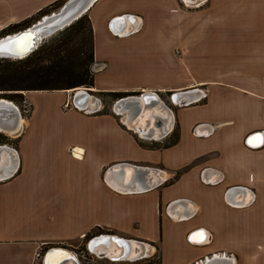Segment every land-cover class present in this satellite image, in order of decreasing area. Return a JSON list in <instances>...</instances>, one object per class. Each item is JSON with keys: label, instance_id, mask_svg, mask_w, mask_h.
Here are the masks:
<instances>
[{"label": "crops", "instance_id": "obj_1", "mask_svg": "<svg viewBox=\"0 0 264 264\" xmlns=\"http://www.w3.org/2000/svg\"><path fill=\"white\" fill-rule=\"evenodd\" d=\"M56 1L0 0V30ZM186 4L96 0L85 13L91 92H202L172 112L174 145L160 144L171 129L150 143L112 112L63 110L73 89L23 92L30 113L0 144V264L55 246L79 259L97 229L160 264H264V0Z\"/></svg>", "mask_w": 264, "mask_h": 264}, {"label": "trees", "instance_id": "obj_2", "mask_svg": "<svg viewBox=\"0 0 264 264\" xmlns=\"http://www.w3.org/2000/svg\"><path fill=\"white\" fill-rule=\"evenodd\" d=\"M64 2L65 0H58L41 9L30 18L11 24L0 34L4 33V36L24 30L43 16L51 14L60 8ZM93 63V31L90 20L85 14L62 31L47 39L29 56L15 60L0 58V95L18 105H22L24 102L23 92L64 91L79 87L90 89L93 87L94 80L92 73ZM139 93L102 92L100 94H107L117 100L127 95H138ZM171 134L168 138L171 137ZM171 138L172 140L163 145L164 147H169L177 142L178 134L176 130ZM5 142L6 136L0 133V144ZM97 231L100 232L101 230H93L86 234L84 240L99 235L100 233L97 234ZM76 252L79 256L82 255L80 249H76ZM154 257L156 261L151 263ZM136 262L160 264V259L158 252H156L154 255L144 257Z\"/></svg>", "mask_w": 264, "mask_h": 264}, {"label": "water", "instance_id": "obj_3", "mask_svg": "<svg viewBox=\"0 0 264 264\" xmlns=\"http://www.w3.org/2000/svg\"><path fill=\"white\" fill-rule=\"evenodd\" d=\"M91 1L92 0H67L64 2V4L60 7V9L57 12H52L50 15L43 16L40 20H38L31 26L27 27L26 30L18 31L10 35L7 34L1 37L0 38V58L13 60V59H23L29 56L48 38L52 37L57 32L62 31L64 28L68 27L70 24H72L74 21L80 18L81 15L84 14V12H86V10L96 0H93V2L90 4ZM190 1H192V3H196V2H200L201 0H190ZM33 33L37 34V38L32 39V36L30 34H33ZM20 37H25V46L22 49L20 54L18 55L13 54V52H10L8 50V48L6 47V44L12 43L13 41H17V39ZM32 43H33L32 48L29 49ZM15 49H16L15 47L10 48V50H14V51ZM84 89H85L84 91L83 90L80 91L79 88L73 89L74 91L73 99H72L73 104L75 105L76 108H79L81 110H86L88 108V106L83 108L84 107L83 105L85 104V101L87 100L89 95L92 96L90 89L88 88H84ZM201 93L202 92L197 89L193 91L173 93L172 102L176 104H181V105L191 104V103L197 102L201 98ZM139 94L140 96H145L146 93L140 92ZM154 95L156 96L157 99H160L157 93H154ZM133 96L135 95H131V96L118 99L116 101V105L122 102L124 99L130 98ZM92 97L94 98V96ZM76 98L78 99L76 100ZM0 99H3V98H0ZM6 101L9 103L8 105L0 102V125H5L8 132L11 131L12 134H18L21 129L22 112L12 101H9V100H6ZM94 101H95V98H94ZM152 101H155L154 98ZM96 103L98 104L99 101L96 100ZM162 104L164 103L162 102ZM150 131H152V129H150ZM8 132L6 133L8 134ZM166 133L160 132L158 134L159 138L163 137ZM151 140H154V139L151 138ZM124 166H125L124 164L117 166V171L119 173L122 172V174H124L123 172ZM148 180L150 182L149 177H148ZM153 184H154V181L150 182L149 185L146 184L145 188H149V186ZM102 238L104 239L111 238L113 241H115L118 248H122V254H120V256L117 257L118 260H123L126 257V254H124L125 246L121 245L119 241L135 242L140 247L141 252L139 253L138 256L135 257V259H142L146 257L147 252L145 249V245L142 242L124 239L116 235H109V234H101V235L91 238L90 241L88 242V249L90 252L95 253V250L93 249V244H94L93 242L100 240L99 243H101L103 242V240H101ZM58 255L64 256L60 260L59 264H81L79 262V259L76 257L77 256L76 253H72V251L62 246H55V247H51L50 249H48L44 254L43 263L52 264L50 259ZM100 255L105 257L104 254H100ZM196 264H232V257L226 256V255L213 256V257H210L209 259H205L203 262L201 261Z\"/></svg>", "mask_w": 264, "mask_h": 264}, {"label": "bare ground", "instance_id": "obj_4", "mask_svg": "<svg viewBox=\"0 0 264 264\" xmlns=\"http://www.w3.org/2000/svg\"><path fill=\"white\" fill-rule=\"evenodd\" d=\"M92 2H93V0L90 2V4ZM85 13L86 12H84V14H82V15H85ZM24 30H26V29H24ZM20 31H22V30H20ZM30 35L32 36V39L37 38V34L33 33ZM22 36H24V35H22ZM32 45H33V43L30 45L29 49L32 48ZM24 46H25V37H20L17 39V41H13L12 43L6 44V47L8 48V50L10 52H13V54H17V55L21 53ZM11 47H15L16 48L15 51L10 50ZM13 60H15V59H13ZM79 90L84 91L85 89L83 87H79ZM91 91H93V90H91ZM182 92H185V91H182ZM145 93H146L145 96H133V97L124 99L122 102H120L119 104L116 105V109L121 111V108L123 110L127 108L129 110V112H133L134 116L132 118H129V122H128L130 124V127H133V129H135L140 135H143L144 137L147 136L150 139L151 138H153V139L158 138V140H159V136H158L159 133L155 132V128H156L155 123H157L156 122L157 119H162L163 113L159 109V106L160 105L162 106V104L159 103V101H158L159 99L156 98L154 93H151V92H145ZM176 93H180V92H176ZM153 98L155 101H152ZM77 99L78 98H76V100ZM0 102L5 103L7 105L9 104L5 99H0ZM93 102H95L94 98L89 95V97L85 101V104L83 105L84 106L83 108H85L86 106L89 107V105L92 104ZM170 117H167V118L164 117L162 119V120H164L166 126L169 125V123L171 122L169 119ZM133 118L136 119V120H134L135 121L134 123H132ZM125 121H127V120L125 119ZM169 127H171V126H169ZM168 128H165V129L163 128L164 130L161 132L166 133L168 131ZM150 129H152V131H150ZM0 131L3 133L8 132L5 125H0ZM8 133L12 134L11 131H9ZM123 172H124V169H123ZM133 173H134L133 169H127L126 176L132 177ZM154 173L152 171L149 172V178L152 181L156 180L157 176H158L157 173L156 174H154ZM247 200H248V198H247ZM204 239H205V235L201 233V235H199L196 240L203 241ZM101 240H103V242H101V243H99L100 240L93 242L94 243L93 249L95 250V252H97L99 254H104L105 257H110L113 260H118L117 257L120 256V254H122V248H118L115 241H113L111 238H108V239L102 238ZM199 241H197V242H199ZM119 243L121 245L125 246L124 254H126V257L123 260L134 259L141 252V251L138 252V254L136 253L138 251V247H136L137 244L135 242L119 241ZM139 249H140V247H139ZM59 256H61V255L55 256L52 259H50L52 264H59L60 260L64 257V256H61V257H59ZM118 261H121V260H118Z\"/></svg>", "mask_w": 264, "mask_h": 264}, {"label": "rangeland", "instance_id": "obj_5", "mask_svg": "<svg viewBox=\"0 0 264 264\" xmlns=\"http://www.w3.org/2000/svg\"><path fill=\"white\" fill-rule=\"evenodd\" d=\"M3 7H1V11H3L2 9ZM60 8L56 9L54 12H57ZM50 15V14H48ZM46 16V15H45ZM40 20V19H39ZM9 27V26H8ZM7 28V27H6ZM6 28H3L2 30H0V32H2L4 29ZM26 29V28H25ZM58 33V32H57ZM56 33V34H57ZM3 34L4 33H1L0 36L3 37ZM12 34V33H11ZM7 35V34H6ZM55 35V34H54ZM5 36V35H4ZM49 39V38H48ZM153 93V92H152ZM92 96H94V98L99 101V103L97 104L96 103V100L95 102H93L92 104L89 105V107L87 108L88 111H103L102 112H112L114 113L115 115H117L118 119H119V122L122 124L124 123L126 125V127H128L129 129L131 130H135L133 129V127H130V124L128 123L129 122V118H132L134 116V113L133 112H129V110L126 108V109H122L121 108V111L117 110L116 109V101L120 98H118L117 100L107 94H100V93H93L91 92ZM127 96H131V95H127ZM125 96V97H127ZM136 96V95H135ZM137 96H140V94H138ZM172 96L173 94L171 93H163L162 95H159L160 99L158 100L160 104H162V102L164 104H162V106L160 105L159 106V109L162 111L163 113V116H162V119L164 117H170V123L169 125H165V122L164 120L162 119H157L155 123L156 125V128H155V132L156 133H160L161 131H163L165 128H168V131L171 129V137L173 136L174 134V131H175V128H174V125H173V114L172 112H174V109L177 107V106H180L181 104H176V103H173L172 102ZM0 98H3V99H6V100H9V101H12L10 99H7V98H4L0 95ZM13 102V101H12ZM21 111L22 109L25 111L22 115L25 117V116H28L29 113H30V108L27 104H22V105H18L16 103H14ZM105 106V108H103ZM27 111V112H26ZM169 111H170V114H169ZM138 116V115H137ZM136 116V117H137ZM135 117V118H136ZM135 118L132 119V123H134L136 120ZM125 119L127 121H125ZM159 120V121H158ZM128 125V126H127ZM164 128V129H163ZM136 131V130H135ZM137 132V131H136ZM2 133V132H0ZM4 134V133H3ZM5 135V134H4ZM137 137L138 139H141L142 141H146V142H152L154 143L155 141H152V140H149V137L147 136H143V135H140L139 133L137 134ZM166 138V139H160L162 142L160 143L161 145H165L167 143H169L172 138ZM148 138V139H147ZM154 140H158L154 138ZM159 141V140H158ZM0 160L1 161H4L6 159L5 157V154L4 152H1L0 154ZM100 233V234H99ZM97 234L101 235V234H107V233H104V232H99L97 231ZM110 235V234H109ZM98 236V235H97ZM90 241V239H87V240H84V242L81 244V247L79 248L81 250V253L82 255L79 256L78 254V257H79V260L83 263V264H146L144 262H136L137 260L139 259H125V260H121V261H118V260H113L111 259L110 257H103L101 256L99 253L95 252V253H92L89 251L88 249V242ZM136 247H138V251L136 252L138 254V252H140L141 250L139 249V246L136 245ZM157 251H155V249H153L151 252L148 253L147 257H149L150 255H154ZM150 254V255H149ZM156 261V258L154 257L153 260H151V263L155 262Z\"/></svg>", "mask_w": 264, "mask_h": 264}, {"label": "built area", "instance_id": "obj_6", "mask_svg": "<svg viewBox=\"0 0 264 264\" xmlns=\"http://www.w3.org/2000/svg\"><path fill=\"white\" fill-rule=\"evenodd\" d=\"M181 2L184 4V5H187L186 4V0H181ZM194 6H197V5H194ZM118 34V33H117ZM202 94V93H201ZM200 100V99H199ZM198 100V101H199ZM24 104H26L25 103V101L23 102ZM71 107H73V108H76L75 107V105L73 104V101H70V102H67V103H65V104H63L62 105V109L63 110H68V109H70ZM76 109H79V108H76ZM85 111H88L87 109L85 110ZM22 114L25 112L23 109H22ZM27 112V111H26ZM93 112H95V111H93ZM196 133V132H195ZM245 204V202L244 203H240V202H234V203H229V205H231V206H234V207H239V206H242V205H244ZM229 256H231V257H233L232 255H229ZM43 258H44V255L41 253H39V252H37L36 254H35V256H34V259H33V264H44L43 263Z\"/></svg>", "mask_w": 264, "mask_h": 264}, {"label": "snow or ice", "instance_id": "obj_7", "mask_svg": "<svg viewBox=\"0 0 264 264\" xmlns=\"http://www.w3.org/2000/svg\"><path fill=\"white\" fill-rule=\"evenodd\" d=\"M262 142H264V139H262Z\"/></svg>", "mask_w": 264, "mask_h": 264}, {"label": "flooded vegetation", "instance_id": "obj_8", "mask_svg": "<svg viewBox=\"0 0 264 264\" xmlns=\"http://www.w3.org/2000/svg\"><path fill=\"white\" fill-rule=\"evenodd\" d=\"M3 134V133H2ZM246 200V199H245Z\"/></svg>", "mask_w": 264, "mask_h": 264}]
</instances>
